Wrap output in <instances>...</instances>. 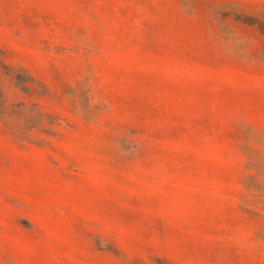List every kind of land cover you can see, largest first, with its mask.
Here are the masks:
<instances>
[{
  "label": "rangeland",
  "instance_id": "374dc122",
  "mask_svg": "<svg viewBox=\"0 0 264 264\" xmlns=\"http://www.w3.org/2000/svg\"><path fill=\"white\" fill-rule=\"evenodd\" d=\"M0 264H264V0H0Z\"/></svg>",
  "mask_w": 264,
  "mask_h": 264
}]
</instances>
